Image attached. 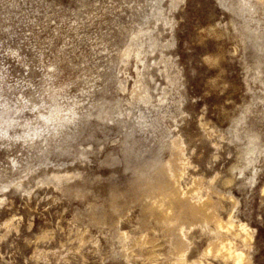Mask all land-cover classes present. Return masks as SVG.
<instances>
[{
    "label": "rangeland",
    "instance_id": "obj_1",
    "mask_svg": "<svg viewBox=\"0 0 264 264\" xmlns=\"http://www.w3.org/2000/svg\"><path fill=\"white\" fill-rule=\"evenodd\" d=\"M0 114V264H172L178 185L253 238L172 201L189 263L264 264V0H0Z\"/></svg>",
    "mask_w": 264,
    "mask_h": 264
},
{
    "label": "bare ground",
    "instance_id": "obj_2",
    "mask_svg": "<svg viewBox=\"0 0 264 264\" xmlns=\"http://www.w3.org/2000/svg\"><path fill=\"white\" fill-rule=\"evenodd\" d=\"M59 110V109H58ZM2 112V111H1ZM72 112V111H70ZM75 112V111H74ZM73 112V113H74ZM19 113V112H18ZM72 113V114H73ZM4 114V113H3ZM76 114V113H75ZM1 115V114H0ZM49 116H45V115H41V118L50 123L51 121H58V123L60 124V128L59 127H56L59 128V130L62 128V127H65V124L64 122L66 123V121H63L64 118L61 117V113H59V111L55 110L54 112L50 114H48ZM67 115V114H66ZM70 117H71V113L69 114ZM3 116V115H2ZM6 116V115H5ZM75 116V115H74ZM73 116V117H74ZM7 117V116H6ZM4 118V117H3ZM2 118V119H3ZM66 118V117H65ZM1 119V118H0ZM76 119V118H75ZM71 118L68 120L70 121ZM74 120V119H73ZM4 121V119H3ZM30 121V120H29ZM75 121V120H74ZM6 122V121H5ZM16 122V119L14 117H11V120L10 122H7V126L4 130H1L2 128H0V135H2L3 137L5 135H9L8 133V129L13 127L14 123ZM71 122V121H70ZM77 122V121H76ZM26 123H28L27 120H25L23 123H21L20 125H25ZM31 124V123H30ZM46 124V123H45ZM44 124V125H45ZM52 124V123H51ZM55 124V123H54ZM2 125V124H1ZM6 125V124H5ZM47 125V124H46ZM70 125V124H69ZM73 125H75L73 123ZM59 126V125H57ZM29 127V126H28ZM46 127V126H45ZM48 127V126H47ZM53 127V126H52ZM72 127V126H71ZM34 128V127H33ZM53 129V128H52ZM62 130V129H61ZM51 131V130H50ZM54 131V130H53ZM28 133V132H27ZM45 133H46V130H45ZM55 134V132H54ZM28 135V134H27ZM26 135V136H27ZM53 135V134H52ZM34 137H37V136H40L38 134V131H35V133L33 134ZM56 136V135H55ZM1 137V136H0ZM2 139V138H1ZM44 141L47 140V138L45 137V139H43ZM172 145L177 148L178 150L183 146V143L180 141V140H176L171 142ZM184 148V147H183ZM181 151V150H180ZM179 151V152H180ZM256 152V151H255ZM255 152L253 150H251L250 152H248L250 155H253L255 154ZM182 154V153H181ZM179 155V154H178ZM176 157L175 155V159L172 161H169L167 164H164V169L162 170V172L164 171L163 174H166V177L165 179L167 178V180H170L171 182H173V184H179L178 183V180L182 177L183 173H184V167H185V160L183 158V156L179 155ZM249 156V155H248ZM247 156V157H248ZM250 159V157L248 158ZM170 160V159H169ZM252 160V158H251ZM253 162V161H252ZM162 168V167H161ZM61 178V177H60ZM164 178V177H163ZM158 179V178H157ZM157 181V180H156ZM160 181H161V178H160ZM166 181V180H165ZM163 182V181H162ZM165 184V183H164ZM168 184V183H167ZM172 184V183H170ZM160 185V184H159ZM166 185V184H165ZM197 185V184H196ZM201 185V184H200ZM174 186V185H173ZM179 186V185H178ZM178 186H176V188L174 190H172L171 194L169 195V198L170 199H167V198H160V197H156L155 194H153V196H155L156 198L152 200L151 202V209L154 210L155 212L156 211H159L161 213H163L164 215V219L166 218V221H164L165 223L166 222H171V223H174V222H178L176 224V227L180 230V234L181 235L178 239H177V242L175 243L176 244V248H175V252H176V256L178 257L177 260L172 263V264H201V263H196V262H193V263H189L187 261V258H186V251H187V248L185 247V242L187 240V235L185 233V228L182 227L181 223H179V221L181 222L182 219L181 218H178L177 216L176 217H172L171 215H174L172 214L173 213V207L171 206L172 205V201L175 203H177V206L180 208V213L178 214V216L184 211L183 214H185L187 217L190 216V217H194L196 218V221L197 222H202L204 223V225H208L210 222L213 221V223L216 225V228L213 230H211V235L213 238H218L219 235L222 233V232H226V234L228 235H231L232 236H235V237H238V238H242L243 240V243L245 246H250V243L252 241V235L250 234L249 230H248V227L245 226V225H241L240 228L241 230H238L236 229L237 228V223H235V219L230 217L228 221L224 222L223 220H221L219 217H218V206H215L213 204L210 203L209 200H201L199 197H200V192L202 190V187L197 185L198 186V190L197 191H193V193H187V192H184L182 191L180 188H178ZM155 187V186H154ZM172 187V186H171ZM170 187V188H171ZM175 187V186H174ZM161 188V187H160ZM201 188V189H200ZM163 189V188H162ZM162 189H160L159 191H163ZM158 191V192H159ZM161 194V193H160ZM162 195V194H161ZM159 196V195H158ZM163 196V195H162ZM203 197V196H202ZM150 199V198H149ZM195 199L198 200V202L195 203ZM201 200V201H200ZM176 206V205H175ZM217 207V208H216ZM216 208V209H215ZM151 211V210H150ZM175 211V210H174ZM181 216V215H180ZM183 217V216H181ZM185 217V216H184ZM163 219V218H162ZM190 219V218H189ZM234 219V220H233ZM186 220V218H185ZM194 222L195 219H193ZM183 223V222H182ZM199 224V223H198ZM191 225H194V224H191ZM185 226V225H184ZM204 227V226H203ZM209 228V227H208ZM210 229V228H209ZM205 230V229H204ZM187 232V231H186ZM224 234V233H223ZM125 235V234H123ZM222 235V234H221ZM225 235V234H224ZM124 237V236H123ZM122 237V238H123ZM226 238V237H225ZM125 240L128 239V237H124ZM188 241V240H187ZM219 241V240H218ZM189 243V242H188ZM218 244V242H217ZM217 248V249H216ZM189 249V248H188ZM207 256H215V257H221L223 260L225 261H232V263L234 264H250V258L249 256H247L243 251H238L237 249H235V247L233 246V244L231 243V241L229 240H222L219 244H218V247H210L207 252H205Z\"/></svg>",
    "mask_w": 264,
    "mask_h": 264
}]
</instances>
